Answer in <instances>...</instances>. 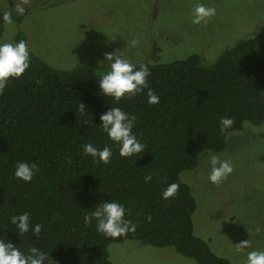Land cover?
I'll use <instances>...</instances> for the list:
<instances>
[{"label":"trees","instance_id":"obj_1","mask_svg":"<svg viewBox=\"0 0 264 264\" xmlns=\"http://www.w3.org/2000/svg\"><path fill=\"white\" fill-rule=\"evenodd\" d=\"M14 6L8 10L20 24L24 15H15ZM235 38L211 62L198 53L132 61L148 65L149 87L160 97L156 105L147 102V89L118 103L104 96L98 80L105 62L54 67L29 49V69L0 94V238L25 252L39 247L49 256L46 264H115L108 246L126 240L171 247L195 264H234L194 233L198 198L183 175L197 169L203 154L227 149L231 132L248 138L250 125L264 121V21ZM20 40L28 42L24 29L13 43ZM109 107L136 117L133 131L146 145L143 153L121 157L98 127ZM222 117L233 119L225 131ZM86 143L111 147L110 163L86 155ZM25 161L36 165L31 183L14 177L16 163ZM146 175L151 182H144ZM171 183L179 184L178 193L164 199ZM111 199L124 204L135 232L113 239L97 232L94 222L85 225L84 215ZM25 211L42 225L39 236L19 235L10 223Z\"/></svg>","mask_w":264,"mask_h":264},{"label":"rangeland","instance_id":"obj_2","mask_svg":"<svg viewBox=\"0 0 264 264\" xmlns=\"http://www.w3.org/2000/svg\"><path fill=\"white\" fill-rule=\"evenodd\" d=\"M196 2L0 0V13L17 3L25 8L20 24L8 25L0 18V42H13L17 30L24 29L29 49L60 68L107 63L104 54L114 51L132 61L151 58L155 62L198 53L206 63L233 44L236 35L264 21V0H203L217 8V15L207 23L193 24ZM262 132L264 121L250 125L248 138L239 132L229 134L227 149L217 153L234 165L226 181L218 185L209 181V153L200 155L197 169L183 175L198 198L194 233L234 264H246L248 252L264 250V161L260 159L264 139L258 137ZM244 241L247 247H242ZM108 252L115 264H195L171 247H152L139 240L110 243Z\"/></svg>","mask_w":264,"mask_h":264},{"label":"clouds","instance_id":"obj_3","mask_svg":"<svg viewBox=\"0 0 264 264\" xmlns=\"http://www.w3.org/2000/svg\"><path fill=\"white\" fill-rule=\"evenodd\" d=\"M15 15H24L25 8L17 3L14 7ZM217 15V8L209 6L203 0H197L191 12V22L193 24L207 23L208 20ZM0 18L12 25L14 23L13 11L0 13ZM137 41H131L135 47ZM104 61L107 62L108 68L101 73L98 80L101 93L119 102L127 96L129 99L141 94L147 89L148 103L156 105L160 97L149 87L148 77L151 75L147 64L141 63L139 67L121 52H109L104 54ZM31 63V53L25 40L18 42H0V94L8 86L10 80L21 77ZM83 107L84 105L81 104ZM101 124L98 126L107 135V137L118 146L119 155L124 158L139 155L145 151L146 145L134 133L136 117L125 112L120 107H109L101 114ZM233 125V119L222 117L220 119L221 131H225ZM83 152L92 157L96 162H102L105 165L110 163L113 157L111 147L105 145L102 149L91 143L83 146ZM210 174L209 181L212 184H220L226 181L234 171L233 162L230 159H224L221 155L209 152ZM36 172V165L29 162H17L14 170V177L31 183ZM152 180L151 175L144 177V182L149 183ZM179 184L171 183L162 192L164 199L175 197L179 190ZM128 210L123 203L111 199L108 202L101 201L89 213L84 215L85 225L95 223L97 232L109 237L119 238L126 236L128 233L136 231L137 225L131 220L126 219ZM31 214L27 211L19 215H13L9 221L15 225L19 235H24L30 231L34 236H39L42 231V225L31 222ZM147 219L151 221L152 217ZM8 221V222H9ZM248 241L242 243V247H247ZM237 248V251H240ZM49 259L47 253L39 247L33 246L22 251L17 245L6 242L0 238V264H46ZM246 264H264V250L255 249L248 252Z\"/></svg>","mask_w":264,"mask_h":264}]
</instances>
